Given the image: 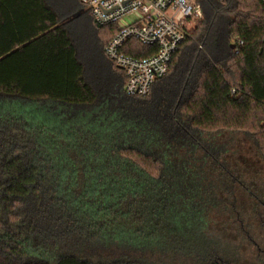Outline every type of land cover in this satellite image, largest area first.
<instances>
[{"label":"trees","instance_id":"trees-1","mask_svg":"<svg viewBox=\"0 0 264 264\" xmlns=\"http://www.w3.org/2000/svg\"><path fill=\"white\" fill-rule=\"evenodd\" d=\"M65 1L0 0V264H240L234 238L264 257V170L225 143L264 168V0H196L147 97L104 51L119 24Z\"/></svg>","mask_w":264,"mask_h":264},{"label":"built area","instance_id":"built-area-1","mask_svg":"<svg viewBox=\"0 0 264 264\" xmlns=\"http://www.w3.org/2000/svg\"><path fill=\"white\" fill-rule=\"evenodd\" d=\"M99 26L119 24L107 42V57L126 74L125 91L147 97L170 70L174 54L190 35L191 24L203 18L196 0H81ZM130 40L156 46L150 56L126 53Z\"/></svg>","mask_w":264,"mask_h":264},{"label":"rangeland","instance_id":"rangeland-1","mask_svg":"<svg viewBox=\"0 0 264 264\" xmlns=\"http://www.w3.org/2000/svg\"><path fill=\"white\" fill-rule=\"evenodd\" d=\"M64 4H66L65 0H64ZM78 12H80V10H78L75 14L71 15L68 19L70 18L73 19V17L77 16L76 14ZM200 20H197L191 24L192 25L191 30L195 25V23H197ZM73 22L74 25L79 28L80 35H82L83 37L87 36V40L90 41V43L85 45L86 50L85 48L83 49L88 53L89 56H92L93 53L94 56H97L98 53L97 54L95 53V47L93 46L95 43L96 44L98 43L99 45L101 41L100 39H98L96 29H94V27L92 26H89V23L85 21L84 16H81L80 19L78 20L75 21L73 20ZM97 47L99 48V46ZM98 51L100 52L99 49ZM100 65L102 66L103 69L107 68L106 64L105 65L100 64ZM225 143L227 147L231 149L233 160L237 161V165H239L243 170L246 169L245 172H247L248 175H251V173L256 174L258 170L261 169L264 170L263 166L257 161L256 157L253 155V150L249 143H243L240 141H235V142L233 141L231 143V141H229L228 139H226ZM247 166L250 168L247 169ZM256 243L257 242L253 243V241L242 242L239 239H235V238L233 239V245L238 249L237 257L240 259L239 260L240 264H264V260H263L264 257L258 252L257 250L258 246L256 245ZM263 246L264 244H262V247L260 246L262 250H264ZM262 254H264V252Z\"/></svg>","mask_w":264,"mask_h":264},{"label":"water","instance_id":"water-1","mask_svg":"<svg viewBox=\"0 0 264 264\" xmlns=\"http://www.w3.org/2000/svg\"><path fill=\"white\" fill-rule=\"evenodd\" d=\"M80 14H81V11H80V12H78L76 15H77V16H79ZM227 264H229V263H227Z\"/></svg>","mask_w":264,"mask_h":264}]
</instances>
